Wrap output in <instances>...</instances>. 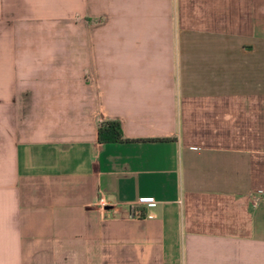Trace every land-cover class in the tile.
<instances>
[{
    "label": "crops",
    "instance_id": "obj_1",
    "mask_svg": "<svg viewBox=\"0 0 264 264\" xmlns=\"http://www.w3.org/2000/svg\"><path fill=\"white\" fill-rule=\"evenodd\" d=\"M0 28V264H264V0H0Z\"/></svg>",
    "mask_w": 264,
    "mask_h": 264
},
{
    "label": "trees",
    "instance_id": "obj_2",
    "mask_svg": "<svg viewBox=\"0 0 264 264\" xmlns=\"http://www.w3.org/2000/svg\"><path fill=\"white\" fill-rule=\"evenodd\" d=\"M96 136L97 140L101 142L139 139L124 137L121 132L119 121L117 119L112 118H106L98 121L96 126Z\"/></svg>",
    "mask_w": 264,
    "mask_h": 264
},
{
    "label": "built area",
    "instance_id": "obj_3",
    "mask_svg": "<svg viewBox=\"0 0 264 264\" xmlns=\"http://www.w3.org/2000/svg\"><path fill=\"white\" fill-rule=\"evenodd\" d=\"M155 202V199L152 195H138L133 203L138 204V205H150ZM134 214L135 215H140V211L138 208L134 209Z\"/></svg>",
    "mask_w": 264,
    "mask_h": 264
},
{
    "label": "rangeland",
    "instance_id": "obj_4",
    "mask_svg": "<svg viewBox=\"0 0 264 264\" xmlns=\"http://www.w3.org/2000/svg\"><path fill=\"white\" fill-rule=\"evenodd\" d=\"M1 29V28H0Z\"/></svg>",
    "mask_w": 264,
    "mask_h": 264
}]
</instances>
